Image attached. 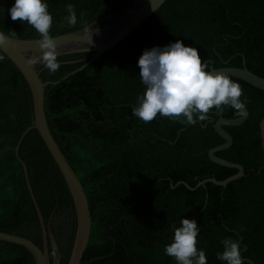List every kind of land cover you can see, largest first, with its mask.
<instances>
[{"label": "trees", "instance_id": "trees-1", "mask_svg": "<svg viewBox=\"0 0 264 264\" xmlns=\"http://www.w3.org/2000/svg\"><path fill=\"white\" fill-rule=\"evenodd\" d=\"M138 1L45 0L53 17L49 34L64 35L92 22V28L100 27ZM14 2L0 0V30L17 39H40L27 22L11 19L8 9ZM67 5L75 10L74 26L66 19ZM177 40L196 47L202 61H212L217 69L242 68L245 62L264 78V0H168L94 63L44 91L50 132L79 177L92 213L82 264H176L164 248L182 218L197 222V247L205 251L207 264H227L217 253L229 237L240 244L242 257L264 264V91L230 77L243 89L248 120L225 127L234 143L217 156L245 170L226 188L207 183L191 191L173 184L184 181L195 188L205 179L223 181L238 173L208 157L225 142L214 122L220 116L242 117L235 109L227 106L221 114L213 108L209 120L197 118L194 125L159 114L146 123L132 113L145 87L138 59L145 49ZM0 56V230L23 235L42 249L30 188L58 242L61 262L68 264L77 226L73 199L38 132L24 134L34 124L31 93L17 67L1 51ZM90 56L58 57L55 73L40 61L35 69L43 82L58 81ZM0 264L34 261L19 244L0 240Z\"/></svg>", "mask_w": 264, "mask_h": 264}, {"label": "clouds", "instance_id": "clouds-1", "mask_svg": "<svg viewBox=\"0 0 264 264\" xmlns=\"http://www.w3.org/2000/svg\"><path fill=\"white\" fill-rule=\"evenodd\" d=\"M67 10L68 24L74 26L77 22L75 10L72 5H67ZM8 12L13 21L27 22L41 37L37 41L41 55L29 63L43 62L50 73H55L60 63L56 42L49 34L53 17L45 0H15ZM10 42L9 37L0 33V47ZM3 59L0 56V60ZM138 67L145 87L132 113L143 122H151L159 114L194 125L197 118L200 122L209 120L213 108L222 114L227 106L235 109L239 116L246 114L240 99L243 95L241 85L225 72L207 70V62L202 61L198 49L181 40L145 49L138 59ZM198 233L194 219L182 218L181 226L174 228L173 240L164 248L165 254L174 258L176 264H207L205 251L197 247ZM222 244L223 251L217 253L218 259L227 264H246L236 240L225 238ZM56 254L54 246L52 255Z\"/></svg>", "mask_w": 264, "mask_h": 264}, {"label": "water", "instance_id": "water-1", "mask_svg": "<svg viewBox=\"0 0 264 264\" xmlns=\"http://www.w3.org/2000/svg\"><path fill=\"white\" fill-rule=\"evenodd\" d=\"M167 1L168 0H139L133 6L128 8L124 15L117 18L113 22L96 28H92V25L95 23L92 22L88 26L64 33V35L53 37L57 45V58L75 54H91L89 58L80 60L84 62V65L58 81L43 82L39 78L38 72L35 69L38 62L34 64L29 63V60L41 55L37 43L39 39H17L0 30V33H3L11 40L8 46L0 47V51L17 67L31 93L34 124L29 127L24 134L32 129H35L38 132L42 142L46 145L50 155L53 157L55 163L61 171L73 199L76 210L77 226L68 264H82V259L89 246L91 237L93 224L92 213L86 192L79 177L72 166L67 162L66 157L62 154L58 144L50 132L46 112H44V91H46L49 86L61 83L68 77L77 74L94 63L96 59L110 51L121 41L131 35L135 29L143 24L148 18L152 17ZM206 62L207 64H210V71L225 72L230 77L238 78L254 88L264 91V78L250 72L245 67V62L242 68L224 67L218 69L214 67L212 61L209 60ZM39 63L43 64V62ZM244 111L246 114L238 119H225L220 116V118L214 122L216 132L225 142L208 152V157L211 162L223 167L236 169L238 170V173L223 181H219L215 178L205 179L200 181L195 188L191 187L188 183L181 181L177 185L173 184L174 189H176L178 185H184L189 190L194 191L199 187L205 186L207 183H212L216 186L226 188L230 183L245 176V170L242 165L229 162L217 156V153L228 150L232 147L234 143L233 137L225 129V127L242 126L248 120V110L245 106ZM260 126L262 146L264 150V119L262 120ZM24 134L21 136L18 149L16 150L17 152L20 148ZM25 176L27 177L26 172ZM29 192L42 232V249L36 246L32 240L23 235L1 230L0 240L16 243L25 248L32 256L34 264H62L58 251V242L55 239L53 231L50 225L44 222L40 208L30 188ZM241 240L242 239H240V241ZM50 243L52 251L54 246L57 249V254L55 256L52 255V257L50 256ZM246 250L247 247H244L242 252H245ZM242 259L248 264H254L251 259L244 257H242Z\"/></svg>", "mask_w": 264, "mask_h": 264}]
</instances>
